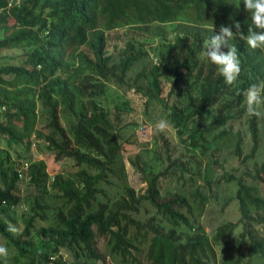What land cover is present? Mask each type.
I'll list each match as a JSON object with an SVG mask.
<instances>
[{"label":"trees","instance_id":"obj_1","mask_svg":"<svg viewBox=\"0 0 264 264\" xmlns=\"http://www.w3.org/2000/svg\"><path fill=\"white\" fill-rule=\"evenodd\" d=\"M7 2L0 0V51L20 53L0 63V135L25 148L44 147L56 161L69 158L91 168L56 173L46 185L42 162L20 169L0 147V235L15 249V263L105 261L96 250L102 238L129 264H248L252 258L264 264V147L258 117L247 116L243 94L251 84L264 83V48L252 49L238 37L228 42L241 61L234 85L225 84L217 66L201 55L204 41L222 24L239 21L247 34L252 22L243 0ZM116 29L122 32L111 36ZM151 40L157 45L148 68ZM137 65L135 77L144 80L135 91L145 92L144 110L149 101L158 103L177 138L153 126L164 163L157 172L140 153L134 155L144 193L134 191L121 168L128 152L122 134L129 101L107 105L111 85L130 86L129 73ZM63 110L71 115L72 135ZM242 119L250 140L238 129L235 141L219 146L232 133L231 123ZM221 149L225 158L236 159L228 169L217 162ZM24 176L38 196L14 235L11 210L22 203ZM222 184L234 189L221 207L235 199L238 216L210 237L200 216ZM45 193L59 202L51 205L49 223L37 227L44 217L38 197ZM34 234L41 244L33 242Z\"/></svg>","mask_w":264,"mask_h":264},{"label":"rangeland","instance_id":"obj_2","mask_svg":"<svg viewBox=\"0 0 264 264\" xmlns=\"http://www.w3.org/2000/svg\"><path fill=\"white\" fill-rule=\"evenodd\" d=\"M122 29H116L110 32L111 36L114 35V33H121ZM115 42L118 46L122 45V41L116 38ZM157 45L156 40L150 41V48H149V56L146 58L145 63L148 65V68H150V59L154 62L155 56L153 55V50L151 48L155 47ZM20 53L19 50H3L0 51V63H5L9 61H14L15 59L13 56L18 55ZM139 65L135 66L133 70L129 73L130 76V86H115L111 85L109 91L110 95L107 99V105L109 108H113L114 105L120 104L123 100L129 101V107L130 111L127 116L123 118V122L126 124L123 129L122 137L124 139H127L126 141V147L128 152L123 155L122 157V166L123 170L126 174V179L130 186L134 189L136 193H144L146 189V182L143 178V176L134 169L132 165V160L134 159V155L137 153H140L141 158L150 162L152 165V170L154 172H157L159 170L163 169L164 163L162 159V151H161V145L160 141L156 139L153 136V126L160 121L161 119H166L161 112L159 108V104L153 101H149V105L146 110H144L142 104L145 98V92L142 88H140L138 91H135V86L139 87V85L142 84L144 78H137L135 77L136 71L139 70ZM136 79V81H134ZM146 81V80H145ZM37 104V110L41 111V104L39 101H36ZM61 119L63 123L66 125L67 130L72 135L73 130V122L71 119L70 113L66 111H62L61 113ZM258 135H259V145L261 147H264V118L263 116L258 117ZM232 124V133H230L229 137L225 141H220L219 146H226L227 143H232L235 141L237 137V131L238 129H241L244 134H247L245 138L247 141L250 140L249 133L245 132V122L242 120L234 121ZM165 136L169 137L172 140H177L174 129L172 126L168 128L165 132H163ZM0 147L6 150H9L11 158L18 163L20 166V169H25L29 164L34 162H42L45 165V170L47 172V183L48 185L53 178V175L56 173H64L69 174L76 172L77 170L81 168H85L88 170H91V168L85 164L82 163L80 165H76L75 162L72 159L64 158L59 161H56L54 159V155L52 152L46 150L44 147H42L43 150H40L35 143L31 145L30 148H25L21 144L14 143L12 141H8L4 135H0ZM247 147H251L250 143H247ZM247 151V148H245V151L243 152V155ZM261 153V152H260ZM226 152L221 149V152H219V159L217 160L220 165L222 164L225 168H229L233 166L236 162V159L233 157H230L228 155L227 158H225ZM213 158H215L213 156ZM224 158V160H223ZM203 165L207 163V159L202 160ZM215 163V164H218ZM250 167L253 165L252 162L250 164L248 163ZM213 168V167H211ZM223 167L216 166V169L220 172L222 171ZM224 169V168H223ZM214 171L215 168H214ZM24 182H20V188L22 190V196L23 200L22 203L15 209L11 210V216L13 218V221H11L10 228L14 235H17L21 229L24 226V214L30 213V206L33 203L34 196L37 195V191L33 190V187L28 184L27 176L23 177ZM1 184V181H0ZM233 187L232 185H225L222 184V186L218 190V196L217 198L212 199L207 205L205 206V209L203 210L201 216H200V222L204 226L205 230L208 232L209 236L212 237L213 232L215 231V228L220 225L221 223L225 222L226 220H236L238 214H237V201L234 199L232 201H228L224 206L221 207L223 202V197L227 194L233 193ZM40 204L42 205L39 209V212L44 216L43 219H37L35 224L37 227L46 225L49 223L51 219V205L57 204L59 200L57 198H54L50 194H42L38 197ZM50 207V208H49ZM33 242L35 241L38 244H41L40 238L34 234L33 235ZM32 242V247H34ZM0 244H4L9 252L8 258H7V264H26L24 259H21L19 262L15 263L14 255L16 253L15 249L7 244V241L4 237L0 235ZM96 250L100 252L105 261L96 260L95 262L89 263H83L82 261L79 264H129L128 262H123L121 258L116 255L112 254L110 252V247H108L104 240L102 238L98 239L96 244ZM218 253L220 254L219 250ZM62 254L64 258L69 259L68 261L71 262L69 254L65 251H62ZM248 264H261L260 260H256L252 258L250 261H248ZM0 264H5V261L0 258Z\"/></svg>","mask_w":264,"mask_h":264},{"label":"clouds","instance_id":"obj_3","mask_svg":"<svg viewBox=\"0 0 264 264\" xmlns=\"http://www.w3.org/2000/svg\"><path fill=\"white\" fill-rule=\"evenodd\" d=\"M245 10L251 14L252 26L245 35L241 23L233 21L231 25L222 24L218 34H213L203 43L202 57L207 58L217 66L218 73L225 84L234 85L241 73V61L236 45H229V41L240 38L252 49L264 48V0H243ZM19 6V3H18ZM235 28V31L232 29ZM213 31V25L211 27ZM222 46L227 51L222 50ZM245 107L249 118L264 115V83L251 84L245 91ZM171 127V122L161 119L154 126V132L163 133ZM9 252L4 244H0V258L7 264Z\"/></svg>","mask_w":264,"mask_h":264},{"label":"built area","instance_id":"obj_4","mask_svg":"<svg viewBox=\"0 0 264 264\" xmlns=\"http://www.w3.org/2000/svg\"><path fill=\"white\" fill-rule=\"evenodd\" d=\"M7 3H8V5H10V4L12 3V0H8V2H7Z\"/></svg>","mask_w":264,"mask_h":264}]
</instances>
